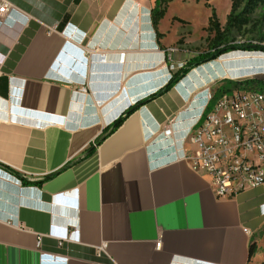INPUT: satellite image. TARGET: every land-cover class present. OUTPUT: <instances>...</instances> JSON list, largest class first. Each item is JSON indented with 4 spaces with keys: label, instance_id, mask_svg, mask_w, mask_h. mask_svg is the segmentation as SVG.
I'll list each match as a JSON object with an SVG mask.
<instances>
[{
    "label": "crops",
    "instance_id": "obj_1",
    "mask_svg": "<svg viewBox=\"0 0 264 264\" xmlns=\"http://www.w3.org/2000/svg\"><path fill=\"white\" fill-rule=\"evenodd\" d=\"M8 1L0 264H264V184L218 197L185 157L207 87L264 77V51L193 65L141 103L189 60L163 20L157 36L156 0Z\"/></svg>",
    "mask_w": 264,
    "mask_h": 264
},
{
    "label": "built area",
    "instance_id": "obj_2",
    "mask_svg": "<svg viewBox=\"0 0 264 264\" xmlns=\"http://www.w3.org/2000/svg\"><path fill=\"white\" fill-rule=\"evenodd\" d=\"M10 8L8 0H0V16ZM220 85L207 87L208 105L185 157L210 177L216 196L228 197L264 184V91L243 82L218 92Z\"/></svg>",
    "mask_w": 264,
    "mask_h": 264
},
{
    "label": "trees",
    "instance_id": "obj_3",
    "mask_svg": "<svg viewBox=\"0 0 264 264\" xmlns=\"http://www.w3.org/2000/svg\"><path fill=\"white\" fill-rule=\"evenodd\" d=\"M171 1L172 0H156V4L152 8V23L158 37L161 36V33L158 30V26L160 24V21L166 15L168 6ZM205 3L209 7L212 6L209 0H206ZM261 5H264V0H231V10L227 16L225 24H223V22L218 17L215 8H213V12L209 17L208 24L205 27V29L209 32V35H211L208 52L196 57L192 62H190V64L181 68V70L176 72V74H174L173 77L170 78L165 87L154 93L152 96L146 98L141 103L149 100V98L151 97H155L163 92L168 91L178 81L181 75H183L193 65L199 64L205 60L214 59L225 52L235 49L264 51V35L257 36L258 41H254L252 39L237 41L235 34L236 32L241 33L243 28L253 20L252 15L254 14L255 10ZM177 19L185 21L181 18ZM243 82L264 91V77H252L246 79L245 81L231 80L222 82L220 87L218 88V92L227 90L229 88L228 84L237 86L242 84ZM136 106L128 109L120 117V119L116 121V124H120L136 108ZM255 252L256 244L252 243L249 250V256H253Z\"/></svg>",
    "mask_w": 264,
    "mask_h": 264
},
{
    "label": "rangeland",
    "instance_id": "obj_4",
    "mask_svg": "<svg viewBox=\"0 0 264 264\" xmlns=\"http://www.w3.org/2000/svg\"><path fill=\"white\" fill-rule=\"evenodd\" d=\"M206 0H172L170 2L168 12L164 19H162V27L165 32H180L179 37L176 39L171 48L175 50L177 54H185L189 56V60L185 65L190 64L196 57L208 52L209 41L211 35L205 29L208 24L210 15L213 12V8L225 24L228 14L231 10V0H209L211 7L207 6ZM181 17L186 19L181 21L177 19ZM172 18L174 26H172ZM253 20L246 25L241 33L236 32V40H254L258 41L257 36L264 35V5L259 6L252 15ZM189 20V21H187ZM175 24H179L175 27ZM252 77L237 78L232 81L245 80ZM225 82V81H223Z\"/></svg>",
    "mask_w": 264,
    "mask_h": 264
}]
</instances>
